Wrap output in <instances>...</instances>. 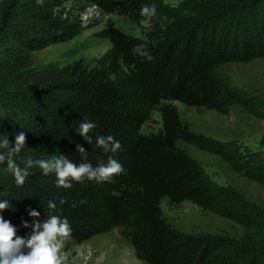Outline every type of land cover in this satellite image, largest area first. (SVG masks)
I'll return each instance as SVG.
<instances>
[{"label": "trees", "instance_id": "16d2710c", "mask_svg": "<svg viewBox=\"0 0 264 264\" xmlns=\"http://www.w3.org/2000/svg\"><path fill=\"white\" fill-rule=\"evenodd\" d=\"M160 1L0 0V145L8 140L0 146V222L13 228V242L24 241L21 253L55 216L67 219L71 233L65 239L71 244L118 229L145 264H264V204L214 183L178 145L205 143L171 104L215 110L234 105L264 121V97L227 85L220 73L229 63L264 59V0H188L186 10L176 13L161 10ZM90 5L128 16L140 34L108 24L98 34L110 46L93 65L83 59L62 66L37 62L34 51L86 28L80 14ZM152 5L156 15L145 28L140 9ZM141 45L153 59L134 51ZM155 109L159 129L143 132ZM83 121L96 125L88 133L91 143L77 131ZM20 133L24 145L14 152ZM108 135L121 144L116 152L96 144L97 136ZM9 152L27 172L23 185L7 167ZM53 155L93 168L111 158L123 171L58 187L55 172L45 175L36 163ZM254 161L242 169L264 186V157ZM163 199L216 211L242 230L181 231L163 217Z\"/></svg>", "mask_w": 264, "mask_h": 264}, {"label": "rangeland", "instance_id": "374dc122", "mask_svg": "<svg viewBox=\"0 0 264 264\" xmlns=\"http://www.w3.org/2000/svg\"><path fill=\"white\" fill-rule=\"evenodd\" d=\"M188 3V0H161L158 6L163 11L176 13L186 10ZM80 17L87 25L81 33L34 51L35 60L62 66L83 59L85 63L93 65L96 58L110 46V41L98 34L108 24L140 34L138 25L128 16L103 14L93 5L86 7ZM220 73L227 85L238 90L244 88L256 96L264 97V59L229 63L220 68ZM171 104L177 107L182 122L200 134L205 143L204 147L181 141L178 145L200 163L214 183L225 188H238L251 201L264 204V186L245 175L247 166L252 168L254 160L264 157V121L234 105L215 110L187 106L178 101H171ZM160 122V112L155 109L143 124L142 131H157ZM231 161L239 168L235 170ZM161 210L170 224L184 232L238 235L242 230L216 211L203 210L188 201L171 205L167 199H163ZM24 252L27 254V247ZM61 253L64 256L62 264H145L135 257L131 245L118 229L95 235L79 244H71L64 239Z\"/></svg>", "mask_w": 264, "mask_h": 264}, {"label": "clouds", "instance_id": "9594fccd", "mask_svg": "<svg viewBox=\"0 0 264 264\" xmlns=\"http://www.w3.org/2000/svg\"><path fill=\"white\" fill-rule=\"evenodd\" d=\"M140 15L145 17L141 21V25L145 28L151 27V20L156 15V8L152 6H142ZM134 51L140 52L148 60L153 59L143 51V45ZM96 125L92 122L83 121L80 123L77 131L91 143L92 137L88 133L94 129ZM25 135L20 133L16 137L14 152H19L24 145ZM96 144L102 147L105 151L116 152L120 149L119 141L114 140L112 135L97 136ZM8 140H3V147H7ZM79 153L84 154L85 150L80 145H77ZM12 152H9L7 167L12 172L17 185H23L27 176V172L18 167L11 159ZM5 160V156L0 155V161ZM37 165L43 170L45 175L55 172L57 177V186L69 188L71 187L70 180L81 181L82 178L87 177L89 180L103 181L110 177L120 174L123 171L122 165L115 159L109 158L107 164H101L93 168L89 163H80L79 165L71 162L63 156H51L47 160H36ZM29 166L32 165V160H28ZM49 207H55V204L49 203ZM5 208V204L0 203V209ZM31 215L36 216V212ZM71 229L67 219L61 222L57 217H52L49 222L43 224V231L34 234L31 239L27 241V254L20 252V246L24 241L17 239L13 242L14 231L7 223L0 222V264H62L64 256L61 253L64 239L69 237Z\"/></svg>", "mask_w": 264, "mask_h": 264}]
</instances>
